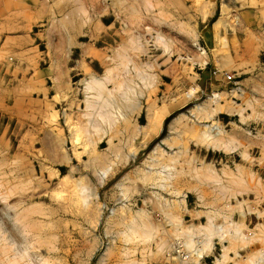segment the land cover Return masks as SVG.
I'll use <instances>...</instances> for the list:
<instances>
[{
    "label": "rangeland",
    "instance_id": "374dc122",
    "mask_svg": "<svg viewBox=\"0 0 264 264\" xmlns=\"http://www.w3.org/2000/svg\"><path fill=\"white\" fill-rule=\"evenodd\" d=\"M10 1L65 64L0 118V264H260L264 76L228 34L264 0Z\"/></svg>",
    "mask_w": 264,
    "mask_h": 264
},
{
    "label": "crops",
    "instance_id": "0c3cea01",
    "mask_svg": "<svg viewBox=\"0 0 264 264\" xmlns=\"http://www.w3.org/2000/svg\"><path fill=\"white\" fill-rule=\"evenodd\" d=\"M218 2V0H216ZM217 11L220 12V5L216 4ZM20 13L17 14L15 6L11 4L10 0H0V53L5 51H15L14 47H20L23 51L26 50L28 58L24 61H7L0 58V118L17 119L19 115L14 108V102H20V88L13 78L27 77L29 86H34L35 80L30 78L38 76L39 78L54 77L59 73L60 67L65 64V59H62L59 54H52L51 58L41 52L38 48V40L33 28L35 23H29L25 18L23 19V7H19ZM216 11V12H217ZM220 14V13H219ZM220 17H218V20ZM229 38L233 36L238 42L249 38V76L256 77L264 76V69L260 68V56L264 49V33L258 29L254 20V12L249 8V20H243L237 26L235 34L229 33ZM213 40L215 34L213 33ZM5 41H8L6 45ZM14 42V44H12ZM38 42V43H37ZM19 50V49H17ZM31 56V57H30ZM234 54H230L228 60H237ZM41 92L40 100L49 101L53 98L55 93L44 84L38 86ZM23 100V99H21Z\"/></svg>",
    "mask_w": 264,
    "mask_h": 264
},
{
    "label": "built area",
    "instance_id": "2783aa9c",
    "mask_svg": "<svg viewBox=\"0 0 264 264\" xmlns=\"http://www.w3.org/2000/svg\"><path fill=\"white\" fill-rule=\"evenodd\" d=\"M232 78L231 76H227V81H231ZM185 242L181 241H176L174 243V246L172 247V254H176L178 257H182L183 259H187L188 258V252H184L185 249Z\"/></svg>",
    "mask_w": 264,
    "mask_h": 264
},
{
    "label": "bare ground",
    "instance_id": "6f19581e",
    "mask_svg": "<svg viewBox=\"0 0 264 264\" xmlns=\"http://www.w3.org/2000/svg\"><path fill=\"white\" fill-rule=\"evenodd\" d=\"M67 15H69V14H67ZM95 81H96V80H95ZM218 96H219V95H218ZM216 97H217V95H213L210 99H212V98H216ZM219 97H221V96H219ZM220 107H221V106H220ZM212 128H213V127H212ZM218 131H219V130H218ZM219 133H220V131L218 132V134H219ZM211 226H212V225H211ZM211 226H210L209 228H212V227H213V226H212V227H211ZM202 229H203V228H202ZM221 230H222V229L219 228L218 231H221ZM234 230L237 231V226H235V229H234ZM237 232H238V231H237ZM237 232H236V233H237ZM221 236H222V235H221ZM260 253H261V252H260ZM198 257L201 258V255H199ZM255 258H256V257H255ZM250 260H252V259H250ZM256 261H257L258 263H260V264L264 262V252L260 254V256L257 258ZM217 264H219V263H217Z\"/></svg>",
    "mask_w": 264,
    "mask_h": 264
}]
</instances>
